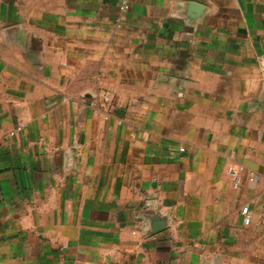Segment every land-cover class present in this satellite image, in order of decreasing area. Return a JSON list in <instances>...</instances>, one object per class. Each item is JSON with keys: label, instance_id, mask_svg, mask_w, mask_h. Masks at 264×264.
Returning a JSON list of instances; mask_svg holds the SVG:
<instances>
[{"label": "crops", "instance_id": "crops-1", "mask_svg": "<svg viewBox=\"0 0 264 264\" xmlns=\"http://www.w3.org/2000/svg\"><path fill=\"white\" fill-rule=\"evenodd\" d=\"M0 264H264V0H0Z\"/></svg>", "mask_w": 264, "mask_h": 264}, {"label": "built area", "instance_id": "built-area-1", "mask_svg": "<svg viewBox=\"0 0 264 264\" xmlns=\"http://www.w3.org/2000/svg\"><path fill=\"white\" fill-rule=\"evenodd\" d=\"M127 8V5L125 2H123L121 5H120V9L122 11L126 10ZM104 102H108V99L107 98H104ZM242 167H238V168H235V167H229L228 169V174L230 175V177L232 178V185L234 187H238L240 182H241V172H242ZM247 179L250 180V181H253L254 180V174L250 173L248 176H247ZM240 213L243 215L244 219V223L245 224H248L250 222V218H249V215H248V207L247 206H243L241 209H240Z\"/></svg>", "mask_w": 264, "mask_h": 264}]
</instances>
